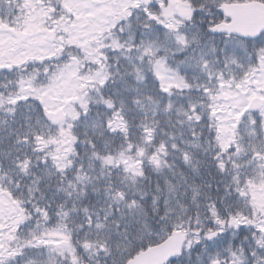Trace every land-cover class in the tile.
<instances>
[{"label":"snow or ice","instance_id":"1","mask_svg":"<svg viewBox=\"0 0 264 264\" xmlns=\"http://www.w3.org/2000/svg\"><path fill=\"white\" fill-rule=\"evenodd\" d=\"M0 264H264V0H0Z\"/></svg>","mask_w":264,"mask_h":264}]
</instances>
